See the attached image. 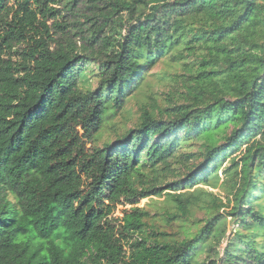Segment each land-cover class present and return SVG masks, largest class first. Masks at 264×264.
<instances>
[{
	"label": "trees",
	"instance_id": "trees-1",
	"mask_svg": "<svg viewBox=\"0 0 264 264\" xmlns=\"http://www.w3.org/2000/svg\"><path fill=\"white\" fill-rule=\"evenodd\" d=\"M161 62L165 105L93 146ZM0 264H264V0H0Z\"/></svg>",
	"mask_w": 264,
	"mask_h": 264
},
{
	"label": "rangeland",
	"instance_id": "rangeland-1",
	"mask_svg": "<svg viewBox=\"0 0 264 264\" xmlns=\"http://www.w3.org/2000/svg\"><path fill=\"white\" fill-rule=\"evenodd\" d=\"M198 55H202L203 52H197ZM193 57H190L188 61H194ZM95 72V65H90L86 78L88 79V84L91 89L96 87V79L93 77V73ZM174 72L181 73V70L177 65L168 64L166 62H161L158 64L151 72L142 85L136 90L133 96L126 102L124 109L121 112H117L115 116L106 120L102 126V129L94 136L96 138L93 146L100 147L103 143L112 142L115 140L117 135H122L125 131L130 130L134 127V124L137 122L139 117V108L141 106L146 105L148 109L151 107H163L165 105V100L167 99L168 93L173 91L172 87V74ZM166 78V80H164ZM153 104V105H152ZM156 110V109H155ZM84 150L86 151L91 147L92 144L84 142ZM237 155V154H236ZM230 165V162H226L222 165L221 169L218 171V176L220 179L219 185L221 181L225 178L224 172ZM173 179H170V181ZM217 186L215 189L213 188H204L207 191L211 192L217 199L221 201H225V193L221 186ZM138 208H143L149 213V219L147 220L148 225L154 227L155 230L160 232H166L170 236L174 235L176 227L178 224L171 223L167 225L164 219L165 211H169L171 208L164 202V197L157 199H144L138 202ZM128 209V206L122 207L118 206L114 213L115 218L122 217L124 211ZM223 211H228L221 209L219 210V214H222ZM206 218L204 212L195 211L194 219L196 221H201ZM227 230L226 236H229L232 232V227H235L229 219L227 220ZM224 247V246H222ZM204 256H200L199 261H203Z\"/></svg>",
	"mask_w": 264,
	"mask_h": 264
}]
</instances>
